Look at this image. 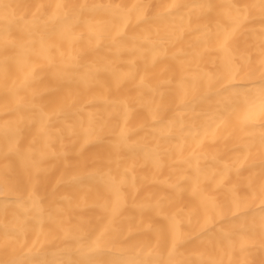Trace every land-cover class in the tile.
<instances>
[{"label": "bare ground", "instance_id": "1", "mask_svg": "<svg viewBox=\"0 0 264 264\" xmlns=\"http://www.w3.org/2000/svg\"><path fill=\"white\" fill-rule=\"evenodd\" d=\"M0 264H264V0H0Z\"/></svg>", "mask_w": 264, "mask_h": 264}]
</instances>
